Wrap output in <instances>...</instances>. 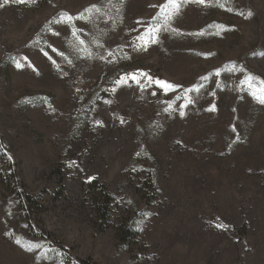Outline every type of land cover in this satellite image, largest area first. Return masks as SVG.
Masks as SVG:
<instances>
[{
    "label": "rangeland",
    "instance_id": "rangeland-1",
    "mask_svg": "<svg viewBox=\"0 0 264 264\" xmlns=\"http://www.w3.org/2000/svg\"><path fill=\"white\" fill-rule=\"evenodd\" d=\"M164 2L0 0V264H264V0Z\"/></svg>",
    "mask_w": 264,
    "mask_h": 264
},
{
    "label": "snow or ice",
    "instance_id": "snow-or-ice-1",
    "mask_svg": "<svg viewBox=\"0 0 264 264\" xmlns=\"http://www.w3.org/2000/svg\"><path fill=\"white\" fill-rule=\"evenodd\" d=\"M17 3H31L34 2V0H16ZM195 3L198 5H207L209 3V0H165L163 4H160L158 7L160 11L157 13L156 17H153V20L156 21L155 25H150L146 33L142 36H139L138 39L142 41V44L140 45L142 48L146 49L149 43H156L157 42V33L162 30V28H168L171 25V22L174 20V18L179 15L181 8L184 6L186 3ZM218 6L219 7H225V4L219 3V0H217ZM115 7V5H113ZM153 7H156L153 5ZM231 11V9H228ZM87 13H92L93 11L95 12H100L101 9L97 7L96 5H92L90 8L84 10ZM251 15V13H249ZM74 19H88L84 15V13H81L77 17H73L67 13H62V21H55L56 23L60 22H67L71 23ZM160 20L163 21V24L160 23ZM219 29L224 30L223 25H218L217 26ZM173 31H176V29H172ZM80 31L79 29H76L73 26V36L76 37V39L79 41L81 45L84 44V41L79 38L77 35V32ZM202 34V33H201ZM218 34V33H217ZM87 51V49H85ZM61 55H63L61 53ZM88 55L90 56L91 53L89 52ZM19 63H17V67H21ZM227 67V66H226ZM217 75L220 74V70H217L216 72ZM133 79H136L135 75L132 77ZM254 79L250 77V80ZM126 82V81H125ZM138 82V81H137ZM119 83V81H118ZM157 84H159L162 88H164L166 91L167 90H173L176 85H173L171 83H168L166 81H156ZM260 83L264 85V80H261ZM253 91H252V96L261 104H264V88H258L255 85L251 84L249 85ZM194 89H189L188 91H191ZM210 110H215V106H213ZM235 131V129H233ZM19 243V241H17Z\"/></svg>",
    "mask_w": 264,
    "mask_h": 264
},
{
    "label": "trees",
    "instance_id": "trees-1",
    "mask_svg": "<svg viewBox=\"0 0 264 264\" xmlns=\"http://www.w3.org/2000/svg\"><path fill=\"white\" fill-rule=\"evenodd\" d=\"M13 171H15V169H13ZM11 176H14L15 173L10 172ZM15 177V176H14ZM64 186H61L59 189V194L60 192H62ZM101 197L102 199L99 201H96V207H97V213L100 214L102 217L104 218H108V215L110 214V210H111V206L110 203L112 202V197L108 194V192L104 189H102L101 192ZM23 200L26 204H30L31 196L27 195L26 193H24L23 195ZM43 235L47 236L48 238H50L51 240H53L55 242V244H57V246L60 249H63L67 252L70 253V251H68V249H66L64 246L60 245L54 238L53 235H51V233H42ZM75 261L77 262V264H95L92 263L90 260H86V259H81V258H75Z\"/></svg>",
    "mask_w": 264,
    "mask_h": 264
}]
</instances>
